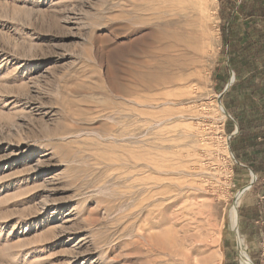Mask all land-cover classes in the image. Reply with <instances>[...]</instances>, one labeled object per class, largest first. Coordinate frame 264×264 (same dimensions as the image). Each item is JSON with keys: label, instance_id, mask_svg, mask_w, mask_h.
I'll list each match as a JSON object with an SVG mask.
<instances>
[{"label": "rangeland", "instance_id": "rangeland-1", "mask_svg": "<svg viewBox=\"0 0 264 264\" xmlns=\"http://www.w3.org/2000/svg\"><path fill=\"white\" fill-rule=\"evenodd\" d=\"M253 1L0 0V264H264Z\"/></svg>", "mask_w": 264, "mask_h": 264}, {"label": "bare ground", "instance_id": "bare-ground-1", "mask_svg": "<svg viewBox=\"0 0 264 264\" xmlns=\"http://www.w3.org/2000/svg\"><path fill=\"white\" fill-rule=\"evenodd\" d=\"M159 34V33H158ZM165 37L164 36H161V35H159L158 36V40H160V39H164ZM169 38V37H168ZM166 39V38H165ZM156 41V39H154L153 40V42H155ZM112 83H114V88H115V90L120 94V95H122L123 94V92H124V84L120 81V80H113L112 81ZM220 109H221V111H224L223 110V107L221 106L220 107ZM237 207V206H236ZM232 220H233V224L234 225H236L237 224V213H236V208L234 207V209H233V212H232ZM181 232H184V231H181ZM186 238V237H185ZM183 239V238H182ZM180 241V240H179ZM193 241H194V239H193ZM187 244V243H186ZM216 245V244H215ZM182 247L183 248H186V245H182ZM242 248V247H241ZM197 250V249H196ZM179 252V251H178ZM183 252V251H182ZM185 252V251H184ZM176 254V256L178 255L177 253H175ZM190 254V253H189ZM189 254H188V257H189ZM195 254H197V252H195ZM219 257V256H218ZM211 258V257H210ZM182 259V258H181ZM183 262V261H182ZM181 263V262H180ZM184 264H191L187 259H185V261L183 262ZM198 264V263H197ZM199 264H211V261H210V259L208 260V258H207V260L206 261H203L202 263L201 262H199ZM241 264H253V262H252V260H251V258H250V256L245 252V250L244 249H242L241 250Z\"/></svg>", "mask_w": 264, "mask_h": 264}, {"label": "trees", "instance_id": "trees-1", "mask_svg": "<svg viewBox=\"0 0 264 264\" xmlns=\"http://www.w3.org/2000/svg\"><path fill=\"white\" fill-rule=\"evenodd\" d=\"M248 11L250 12V16L255 18H263L264 19V0H254L249 6ZM261 39V42L264 45V40Z\"/></svg>", "mask_w": 264, "mask_h": 264}]
</instances>
